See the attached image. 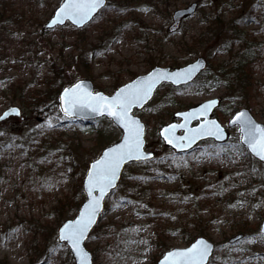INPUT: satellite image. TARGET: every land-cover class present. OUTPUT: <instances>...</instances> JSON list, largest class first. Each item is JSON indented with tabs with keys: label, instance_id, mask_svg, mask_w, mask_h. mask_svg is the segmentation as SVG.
<instances>
[{
	"label": "rangeland",
	"instance_id": "rangeland-1",
	"mask_svg": "<svg viewBox=\"0 0 264 264\" xmlns=\"http://www.w3.org/2000/svg\"><path fill=\"white\" fill-rule=\"evenodd\" d=\"M194 1L193 13L173 17ZM61 2L0 0V113L21 107V116L0 122V262L75 264L58 227L85 198L89 162L121 135L105 116L68 117L53 95L44 112L22 96L53 93L50 81L62 89L82 77L112 93L156 64L176 67L202 55L208 65L199 78L164 83L135 110L155 157L126 165L85 245L94 264H156L166 250L204 235L216 245L209 264H264V163L241 143L238 126L229 127L226 143L208 139L184 153L159 134L180 120L174 111L214 96L221 98L214 115L225 126L242 107L264 122V0H107L82 28L45 29ZM245 49L254 58L251 84L241 90L226 68Z\"/></svg>",
	"mask_w": 264,
	"mask_h": 264
},
{
	"label": "water",
	"instance_id": "water-1",
	"mask_svg": "<svg viewBox=\"0 0 264 264\" xmlns=\"http://www.w3.org/2000/svg\"><path fill=\"white\" fill-rule=\"evenodd\" d=\"M107 0H62L45 22L44 28H54L68 21L75 27L85 26L103 8ZM197 2L173 12L175 19L193 13ZM205 56H197L188 63L171 67L154 65L146 73L138 74L118 86L112 93L96 90L89 77L76 79L59 92L60 110L70 118L90 121L106 116L121 130L120 137L102 148L89 162L82 180L85 198L74 217L66 218L58 227L57 238L65 242L75 264H94L93 254L85 241L100 221L107 197L119 185L125 166L136 161L150 160L155 151L147 148L146 124L135 110L142 109L163 83L174 86L194 81L207 68ZM221 98L214 96L188 108L174 111L172 120L163 124L159 134L164 143L176 153L192 150L205 139L224 143L229 127L239 126L240 141L248 151L264 163V122L259 121L248 107L237 109L225 126L214 115ZM10 116H21V108L9 105L0 113V122ZM260 231L264 233V217ZM237 234L231 242L241 238ZM215 243L204 235L197 236L187 246L172 247L164 252L156 264H208ZM0 264H2L0 262Z\"/></svg>",
	"mask_w": 264,
	"mask_h": 264
},
{
	"label": "trees",
	"instance_id": "trees-1",
	"mask_svg": "<svg viewBox=\"0 0 264 264\" xmlns=\"http://www.w3.org/2000/svg\"><path fill=\"white\" fill-rule=\"evenodd\" d=\"M253 55H254V51H252V50L249 51L248 49L247 50L245 49L240 55L241 58H239L236 61V63L232 64L233 66L230 65L231 67L226 68V69H230V71L234 70L236 72L232 76L235 77L236 84L239 85V88L241 90H243L245 87H248L249 84H251L249 66H250V58H254ZM251 61H252V59H251ZM60 74H61V71H60ZM51 78L53 79L54 77H51ZM46 83H48V82L46 81ZM61 84L62 83L60 81L58 83H54V81H50L48 88H51L54 85L53 93L50 92V90L48 89V90L42 92L41 94L36 95L38 97H39V95H42L43 96V100L42 101H40L41 99H37V97L34 96L33 93L32 94H26V95L24 94L22 96V101L25 104H28L27 107L33 106L35 110L40 111V112H44V111L48 110V107H47L48 104H43L44 101L46 100V98L49 99L53 95L54 96L53 98L55 99V101L56 102L58 101V94H59V91H60L59 89H60V85ZM230 85H232V84H230ZM235 110H237V109L235 108L234 111ZM82 197H83V194L81 193L80 194V199ZM188 234L190 235V233H188ZM191 238L192 237H188V240H191Z\"/></svg>",
	"mask_w": 264,
	"mask_h": 264
}]
</instances>
